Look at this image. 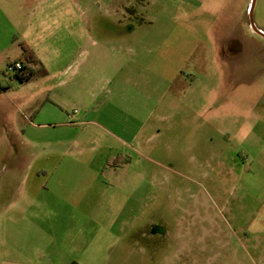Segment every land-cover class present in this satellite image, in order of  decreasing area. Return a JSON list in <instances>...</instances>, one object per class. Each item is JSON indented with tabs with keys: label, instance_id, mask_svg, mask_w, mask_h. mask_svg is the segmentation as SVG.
<instances>
[{
	"label": "rangeland",
	"instance_id": "obj_1",
	"mask_svg": "<svg viewBox=\"0 0 264 264\" xmlns=\"http://www.w3.org/2000/svg\"><path fill=\"white\" fill-rule=\"evenodd\" d=\"M38 1L0 0V264L17 244L59 264L93 236L100 264H264V37L252 0H73L95 41L133 49L121 95L132 103L32 125L42 82L5 68L21 21L52 7ZM251 18L264 34V0Z\"/></svg>",
	"mask_w": 264,
	"mask_h": 264
},
{
	"label": "crops",
	"instance_id": "obj_2",
	"mask_svg": "<svg viewBox=\"0 0 264 264\" xmlns=\"http://www.w3.org/2000/svg\"><path fill=\"white\" fill-rule=\"evenodd\" d=\"M44 2H49L52 7L23 19L19 38L16 35L13 38L18 39V43L27 42L46 71V74L31 80L41 81L43 88L42 98L32 110L31 116L34 117L30 124L65 125L71 117L97 110L116 98L132 103L131 98L121 95L126 92V82H129L128 77L122 79V74L133 61V49L114 45L118 41L115 42L113 37L95 41L89 34L87 16L79 20L74 18L72 8L77 3L73 0H39L38 5ZM111 42L114 44H109ZM60 44H63L64 51L58 50ZM20 57L21 50L11 61H18ZM3 89L0 85V90ZM15 206V203L9 204L13 210ZM49 237L57 249L60 237ZM96 240L97 236L80 240L81 251L77 254L65 252L59 264H100V255L89 251V245ZM55 249L48 253L58 255ZM15 252L16 260L3 258L2 264H39L33 260L34 253L32 259L25 255L20 244L16 245Z\"/></svg>",
	"mask_w": 264,
	"mask_h": 264
},
{
	"label": "trees",
	"instance_id": "obj_3",
	"mask_svg": "<svg viewBox=\"0 0 264 264\" xmlns=\"http://www.w3.org/2000/svg\"><path fill=\"white\" fill-rule=\"evenodd\" d=\"M18 45L21 50V57L18 61L22 63V68L11 77L16 78L20 83H27L38 76L46 74L33 48L25 41H19Z\"/></svg>",
	"mask_w": 264,
	"mask_h": 264
},
{
	"label": "built area",
	"instance_id": "obj_4",
	"mask_svg": "<svg viewBox=\"0 0 264 264\" xmlns=\"http://www.w3.org/2000/svg\"><path fill=\"white\" fill-rule=\"evenodd\" d=\"M22 68V63L20 61H14L9 63L5 68V73L7 76H13Z\"/></svg>",
	"mask_w": 264,
	"mask_h": 264
},
{
	"label": "water",
	"instance_id": "obj_5",
	"mask_svg": "<svg viewBox=\"0 0 264 264\" xmlns=\"http://www.w3.org/2000/svg\"><path fill=\"white\" fill-rule=\"evenodd\" d=\"M254 2H255V0H252V3H251V5H250V10H249L250 21H251V28H252V30H253L255 33H257V34L261 35L262 37H264V34L261 33L259 30H257V29L254 27L253 23H252V18H251V17H252V10H253V6H254Z\"/></svg>",
	"mask_w": 264,
	"mask_h": 264
},
{
	"label": "flooded vegetation",
	"instance_id": "obj_6",
	"mask_svg": "<svg viewBox=\"0 0 264 264\" xmlns=\"http://www.w3.org/2000/svg\"><path fill=\"white\" fill-rule=\"evenodd\" d=\"M185 236L188 237L187 239H188L189 241H190V240H194V243H198V241H199L198 235L193 234V236L190 237V233L188 232L187 235L185 234ZM195 237H196V238H195ZM195 241H197V242H195ZM196 245H198L196 248L199 249V243L196 244Z\"/></svg>",
	"mask_w": 264,
	"mask_h": 264
}]
</instances>
